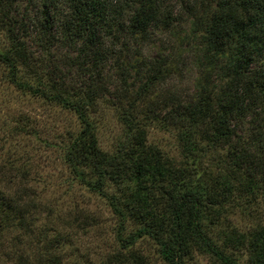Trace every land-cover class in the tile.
<instances>
[{
  "label": "trees",
  "instance_id": "1",
  "mask_svg": "<svg viewBox=\"0 0 264 264\" xmlns=\"http://www.w3.org/2000/svg\"><path fill=\"white\" fill-rule=\"evenodd\" d=\"M17 1L0 0L8 39L0 84L72 113L80 129L50 135L23 115L5 130L0 240L30 225L39 202L29 185L39 183L32 176L44 147L113 213L116 245L101 264H153L146 242L163 264H193L196 253L216 264H264V0H65L67 15L59 0H39L29 24ZM173 4L188 14L185 29ZM160 29L173 41L146 56ZM190 61L193 89L172 91ZM101 104L121 127L109 149L98 135ZM153 131L171 134V148L150 143ZM29 136L42 147L17 157L12 143ZM232 215L250 227L229 226ZM47 232H33L44 253L17 264L68 261L55 243L65 233Z\"/></svg>",
  "mask_w": 264,
  "mask_h": 264
},
{
  "label": "rangeland",
  "instance_id": "2",
  "mask_svg": "<svg viewBox=\"0 0 264 264\" xmlns=\"http://www.w3.org/2000/svg\"><path fill=\"white\" fill-rule=\"evenodd\" d=\"M38 1H17L16 5L20 11L18 17L23 19L24 23H31L29 20L26 21L31 14H33L32 16H36ZM173 5L178 10L176 17H181L176 26L185 29L188 26V14L180 8V5ZM66 10L65 0H59L58 13H66L67 15ZM151 38L154 42L152 41L146 45L145 53L146 56L154 57L160 52V43L173 41L174 36L168 31L160 29V31L156 30ZM7 45L8 39L5 32L1 30L0 24V48L3 49ZM67 51V49L61 48L56 52V55L60 57ZM188 65L190 68L187 69L186 74L176 76L170 81L171 84L168 86L172 91L175 90L185 94L193 89V82L198 72L194 69L192 61ZM99 110L98 135L100 145L103 149H109L118 132H120L121 127L114 110L107 109L102 104ZM23 115L29 116L30 121L33 124L36 123L35 125L39 128L46 125L48 131L51 130L49 132L50 135H59L80 129V125L72 113L67 111L62 112L60 108H53L48 105L44 106L40 101L26 97L16 92L13 88L0 84V140L7 137L5 136V130L14 127L16 120ZM15 137L18 138V136ZM5 141H0V162L7 160L6 158L10 155L7 150L9 145H6L2 149V144ZM149 142L156 146H165L167 149L171 148V145L174 144L172 135L161 131L151 132ZM16 143V146H18L15 152L17 153V157L23 151L30 150L27 147L28 145L35 144L40 146V143L36 142L31 136L23 140L18 139L14 141L11 147H15ZM12 151H15V149H12ZM4 153L5 156L3 155ZM36 156L39 158V160L36 159L37 162L39 161L40 163V166L37 163L38 170L36 172L39 176H32V179L39 181V183L34 185L28 184L37 195L39 202L36 203L30 212L35 218L33 216L31 218V215H29L30 225H27L28 230L9 231L7 237L0 240V264H17L16 260L20 255L30 260L35 259L36 254L42 255L45 250V243L36 241V234L33 232H38L43 227H47L49 231L47 235L49 237L56 234L57 231L62 234L65 233V236L59 237L62 240L56 239L55 243L59 247L64 243L67 250L62 255L68 257V261L61 263L57 259L54 260L52 258L49 264H74L75 262L79 264H101L105 260L104 257L111 253L116 245V220L106 199L89 192L77 182L70 181L68 170L65 167L63 168L60 161L57 160L59 156L55 157L51 151L43 147ZM16 188L14 187L13 190ZM33 191L30 190L31 193H34ZM259 214H261L260 217L264 221L263 208L261 206L259 207ZM228 225L236 226L242 231L250 227V224H246L240 215H232L228 220ZM51 240H49L50 244L53 243ZM141 246L148 253L152 254L151 257L156 262H152L153 264H163L147 242ZM39 247L42 249L39 250ZM14 250L15 254L13 253ZM70 252L71 255L68 254ZM242 257L245 258V255H242ZM193 261V264H216L209 256L197 253ZM35 264H38V261Z\"/></svg>",
  "mask_w": 264,
  "mask_h": 264
}]
</instances>
